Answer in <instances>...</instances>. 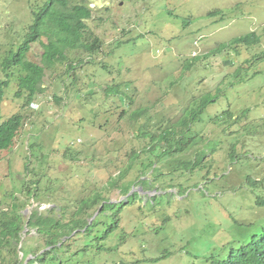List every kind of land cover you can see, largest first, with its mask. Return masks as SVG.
Masks as SVG:
<instances>
[{"label": "rangeland", "instance_id": "obj_1", "mask_svg": "<svg viewBox=\"0 0 264 264\" xmlns=\"http://www.w3.org/2000/svg\"><path fill=\"white\" fill-rule=\"evenodd\" d=\"M78 2L91 9L85 37L97 38L96 52L68 51L66 63L45 71L43 93L25 108L23 98L15 97L16 81L0 69V82L8 81L0 122L17 112L24 115L13 145L0 152V202L2 190L13 187L17 194L21 181L39 166L41 188L54 180L58 186L51 198L42 195L40 210L102 191L126 170L127 154L146 144L135 138L125 115L146 108L150 125L175 122L185 108L195 110L192 101L200 94L215 91L216 99L191 129L195 139L184 157L167 169L164 162H147L143 156L122 180L129 192L123 196L114 188L106 195L110 202L127 199L120 229L104 236L106 218L94 233L96 240H106H81L85 253L95 250L81 260L123 264L120 253L126 251L125 259L133 264H199L219 253L230 232L236 236L248 224H253L250 234L264 228V207L255 204V198L264 197V0H72ZM44 3L0 0V63L21 44ZM251 32L260 43L212 52ZM42 51L38 41L31 44L27 60L40 64ZM192 52L198 59L207 53L212 57L186 72L184 62L192 60ZM80 61L94 82L95 95L86 99L74 98L75 89L66 87L68 64ZM125 82L130 83V105L105 96V86ZM123 110L128 114L118 121ZM228 111L232 118L226 122ZM65 148L88 151L79 156L77 169L62 156ZM146 163L149 170L137 175ZM250 181H261L263 188L250 189ZM27 201L25 218L39 205ZM29 236L34 232L22 236L26 249L34 246ZM99 245L105 250L98 255Z\"/></svg>", "mask_w": 264, "mask_h": 264}, {"label": "trees", "instance_id": "obj_2", "mask_svg": "<svg viewBox=\"0 0 264 264\" xmlns=\"http://www.w3.org/2000/svg\"><path fill=\"white\" fill-rule=\"evenodd\" d=\"M58 1H65L61 6L62 10L55 14H49L48 17H41V13L38 14L35 23L28 28L21 44L11 53L8 60L5 59L3 63H0L2 73L7 78L16 80L18 90L15 97L23 98L21 108L30 106L34 99L43 93L42 81L45 71L53 68L56 64L66 63L68 61L66 57L68 51L82 50L90 56L98 49L97 38L91 40L85 37V33L90 32L87 29L86 21L91 17V10L87 5L80 2L67 8L70 0ZM47 9L48 7L44 12H47ZM217 13L219 12L215 11L210 14ZM47 21L51 24L52 30L45 33L43 27ZM39 38H45L46 42L42 44L43 52L40 64H36L27 60L26 56L30 44ZM258 43H260L259 36L251 32L233 38L228 44H218L212 52L217 55L231 46L251 47ZM209 57H212V54L207 53L203 55L202 59H198L197 54H194L191 56L192 60L190 62H184L186 63L184 70L188 72L191 68L195 69L197 65L199 66L200 61ZM256 58L257 56L254 60ZM84 63L80 61L68 64L66 79L70 81L66 87L70 86L75 89L74 98L81 97L82 99L85 97L86 99V96L93 97L95 95L93 91L94 84L89 80L90 76L85 71ZM86 63H89V61ZM72 71L75 72L74 76L71 74ZM67 74H64V79ZM64 84L65 81L62 85ZM129 85V82H125L106 87L105 96H110L109 99H117L122 105H130L132 98H128L131 91ZM7 86L8 82H0V99L3 97L4 88ZM125 87L128 88L129 92L121 90L123 88L127 89ZM217 90L219 91V89ZM203 93L200 94L198 99L192 101L196 102L195 110L189 107L188 109L185 108L183 115L175 122L159 121L158 124L153 125V123L150 125L146 108L137 109L130 112V114L123 110L118 121H121V117L127 113L128 117L125 115L126 118L124 117V119L128 120L130 126L128 128L134 126L132 128L133 135L146 144L143 145V148L133 152L130 151L127 154L126 170L119 174L115 181L109 180L105 183L100 192L66 201L64 204L49 205L48 208L40 210V203L43 201L42 195L51 198L56 192V187H58L56 185L57 180H54L47 181V184L41 188L43 176L40 174L42 171L39 172L40 166L36 172H31L33 177L28 181H21L17 194H15L13 187L9 192L2 190L4 195L1 197L0 205L4 203L2 205L4 208L0 209V264H84L81 257L84 254L92 255L95 250L88 249L85 253L84 247L81 246V240L87 241L89 238L98 241L94 238V233L100 231L96 229L100 224H105L103 221L106 218L109 223L107 228L102 231L104 236L107 234L112 236L118 228L120 229L119 213L127 205V199L123 198L120 202H110L106 195L114 188H117L123 196L129 192L130 185L123 183L122 180L125 179V173H129L133 168V164L137 163V160L143 156L147 162H153L152 160L164 162L167 169L172 167L179 158L184 157L187 149L195 139V136L191 134L193 125L200 122L203 112L216 99L214 96L215 91L214 93L213 91ZM53 99L57 105L61 104H59L61 98L57 95H54ZM227 113L226 122L232 118L231 112L228 111ZM23 124L24 115L21 113H15L0 122V152L11 148ZM84 149L86 148L82 150ZM82 150H75V153H71L68 148H65L62 156L68 159L71 165L77 169L78 166L75 163L78 161L79 156L88 153V151L83 152ZM85 159H88V157L86 156ZM95 159L94 155L91 160ZM150 165V163H146L144 169L140 170L137 175L148 171ZM193 167H195V164ZM123 169L121 170L123 171ZM24 171L29 172L28 163L25 165ZM262 186L261 181H250L249 185L250 189L263 188ZM29 199H33L39 205L25 218L24 210ZM255 204L264 207V197L255 198ZM95 214V218L90 221ZM251 228H253V224H248L244 227L243 232L237 233L236 236L231 232L227 234L223 239V244L218 249L219 253L209 256L206 260H200L199 264H264V228L254 230L250 234ZM31 231L34 232L35 237L29 236L28 239H34V246L26 249L22 236L24 237ZM104 240L106 239L98 242ZM126 243L127 241L120 242L121 246ZM102 250L105 249L99 245L97 254ZM18 252H21L22 257L19 256ZM126 253V251L120 253L124 260L123 264H133V262L125 259L124 255ZM86 264H108V260L97 261L93 258Z\"/></svg>", "mask_w": 264, "mask_h": 264}, {"label": "clouds", "instance_id": "obj_3", "mask_svg": "<svg viewBox=\"0 0 264 264\" xmlns=\"http://www.w3.org/2000/svg\"><path fill=\"white\" fill-rule=\"evenodd\" d=\"M45 1V3H44V5L42 6V8L40 9V11L39 12H37V13H35V18H36V16L38 15V14H40L41 13V17H44V16H49V14H55V13H57V12H59V11H61L62 10V8H61V6H62V3H65V1H58V0H44ZM78 3H80V2H78ZM78 3H72V0H70L69 1V3H68V5H67V8L68 7H70V6H72V5H74V4H78ZM82 3V2H81ZM84 5H87V4H85V3H83ZM46 7H48V9H47V12H44L45 11V9H46ZM87 7L89 8V5H87ZM90 9V8H89ZM91 10V9H90ZM91 17H92V12H91ZM91 17H90V19H91ZM89 19V20H90ZM88 21V20H87ZM86 21V22H87ZM43 30H44V32L46 33V32H48L49 30H52V26H51V24L47 21L46 23H45V25H44V27H43ZM28 32V31H27ZM27 34V33H26ZM258 36V35H257ZM24 38H25V36H24ZM41 39H43V38H39L37 41L39 42V43H41V45L43 44V43H45L46 42V40H45V38H44V40H45V42H41L42 40ZM37 41H35V42H33V43H36ZM33 43H31V44H33ZM30 44V45H31ZM196 44V43H195ZM97 47H98V49H99V47H100V43H97ZM43 49V48H42ZM97 49V50H98ZM30 50V49H29ZM15 51V50H14ZM14 51H12V53L14 52ZM43 52V51H42ZM193 53V55L194 54H196L195 52H192ZM28 54V53H27ZM93 54V53H92ZM11 55V54H10ZM26 58H27V56H26ZM5 59H9V56L8 57H5L2 61H1V63H3V61L5 60ZM89 64H92V62L91 61H89ZM6 77V76H5ZM7 78V77H6ZM15 80V79H14ZM16 81V80H15ZM1 82H8L7 80H4V81H1ZM93 84H94V82L93 81H91ZM106 87H109V86H105V89H106ZM17 113H21V112H17ZM22 114V113H21ZM24 125V124H23ZM19 133V132H18ZM17 133V134H18ZM17 136V135H16ZM16 138V137H15Z\"/></svg>", "mask_w": 264, "mask_h": 264}]
</instances>
